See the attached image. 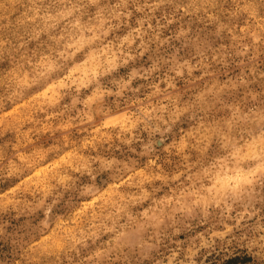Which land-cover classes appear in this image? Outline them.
<instances>
[{
    "label": "clouds",
    "instance_id": "9594fccd",
    "mask_svg": "<svg viewBox=\"0 0 264 264\" xmlns=\"http://www.w3.org/2000/svg\"><path fill=\"white\" fill-rule=\"evenodd\" d=\"M0 264H264V0H0Z\"/></svg>",
    "mask_w": 264,
    "mask_h": 264
}]
</instances>
